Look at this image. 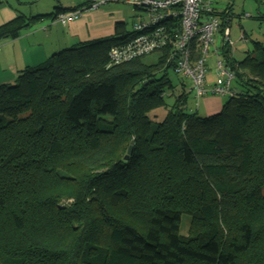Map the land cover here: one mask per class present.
Wrapping results in <instances>:
<instances>
[{"label": "trees", "instance_id": "1", "mask_svg": "<svg viewBox=\"0 0 264 264\" xmlns=\"http://www.w3.org/2000/svg\"><path fill=\"white\" fill-rule=\"evenodd\" d=\"M64 11L18 14L0 41ZM124 25L0 85V264H264V48L237 61L218 45L235 94L199 117L171 47L154 63H111ZM169 73L181 92L166 105Z\"/></svg>", "mask_w": 264, "mask_h": 264}, {"label": "built area", "instance_id": "2", "mask_svg": "<svg viewBox=\"0 0 264 264\" xmlns=\"http://www.w3.org/2000/svg\"><path fill=\"white\" fill-rule=\"evenodd\" d=\"M114 0H89L85 10H96ZM132 5L135 10L146 12V19L132 26L130 40L110 47L108 57L112 64L129 62L135 58L161 52L171 47L168 60L175 61V70L189 81V92L196 100L207 96L220 98L235 94L232 88L233 70L224 59L216 60V76L221 84L206 83L205 59L211 52L216 57L220 46L215 45L214 36L219 33L221 44L232 48L229 38V19L223 22L213 16L212 0H115ZM81 11L60 13L55 19L64 24L75 20ZM175 21V22H174ZM178 23L179 29L173 27ZM223 23V28L220 24ZM241 38L243 34H241ZM195 50V56L193 54ZM199 51L196 57V52ZM231 57V54L229 55Z\"/></svg>", "mask_w": 264, "mask_h": 264}, {"label": "crops", "instance_id": "3", "mask_svg": "<svg viewBox=\"0 0 264 264\" xmlns=\"http://www.w3.org/2000/svg\"><path fill=\"white\" fill-rule=\"evenodd\" d=\"M38 1L40 0H14V3H12V0H4V3L0 5V26L11 21L18 14L25 16L51 14L54 7H59L65 10L64 12L79 10L81 15L75 20L64 24L49 17L40 18L30 28L23 30L18 38L0 41V85L12 84L18 71L25 67L36 66L44 62L52 54L72 48L79 43L112 36L115 24H125L126 20L121 9L108 5L104 6L105 4L102 5L104 7L101 10L98 8L97 12L88 10L89 12L82 13L86 11V5L84 4L88 0H52L54 2L52 8L43 7L32 11L33 5L38 3ZM113 2L117 1L114 0ZM93 19L99 21L98 26L92 23ZM228 31L230 36V30L228 29ZM243 35L245 38V33ZM215 38L218 39V42ZM214 40L217 43L215 45L221 44L219 33L214 36ZM231 56L235 60L234 53H231ZM209 69L208 67V71ZM210 79L207 73V84H215ZM198 100L195 102L196 106H186V111L199 117H210L220 112L225 99L207 95L202 97L201 102V99ZM200 103L202 104L200 105ZM165 113V110H156L152 113L150 119L153 122H159L163 119Z\"/></svg>", "mask_w": 264, "mask_h": 264}, {"label": "rangeland", "instance_id": "4", "mask_svg": "<svg viewBox=\"0 0 264 264\" xmlns=\"http://www.w3.org/2000/svg\"><path fill=\"white\" fill-rule=\"evenodd\" d=\"M12 3H14V0H12ZM53 3L54 2L52 0H42V1L40 0L38 1V3L33 5L31 10L34 11L35 9H40L43 7H46L47 9L49 7L52 8L54 5ZM106 5L111 7H117L122 10L123 14L126 17L125 29L127 32L132 31L133 24L146 19V14H147L146 12L135 10V8L132 5L123 3L122 1H117V2L111 1L106 3L104 6ZM104 6L98 7L100 8L99 10H101ZM97 9L89 10V11L97 12ZM213 9H215L217 15H221L226 10H230L229 15L231 17H230V22L228 24V29L230 30L229 38L232 43L231 53L232 54L234 53L236 60L241 61L244 55L246 54V52L250 51L253 48L254 43H258L259 46L264 48V8H258L253 0H213ZM89 11L86 10L83 11L82 13ZM69 12L70 11H66L65 13H69ZM23 13L25 12L23 11ZM98 22L99 21L95 19H93L92 21V23L96 24V26H98L99 24ZM242 33L243 34L245 33V38H241ZM215 40H217L218 42L217 38H215ZM215 40L214 43L217 44ZM156 59H157V55L152 54L145 57L144 61L150 64L156 62ZM217 59L222 60L223 58L220 55L216 57L211 52L208 54V56L205 59V64L207 69L206 75L208 73V75L211 78L210 81L212 83L221 84V80L216 76V70H215ZM208 67L210 68L209 71H208ZM168 76L170 78L173 88L171 90L166 89L165 91L164 100L166 102V105H170L174 97L181 92V87L178 83L176 75H174L173 73H169ZM178 77L182 79L179 75ZM182 80L184 81V89L188 90L189 81L186 78ZM171 94L173 96H169ZM199 100L201 102L202 97L199 98ZM195 101L196 100L193 99V96L189 95L186 102V106H196ZM201 104L202 103H200V105ZM113 106H114L113 102L112 103L107 102L104 105V108L99 112L100 115L105 117L106 119L110 118L113 113ZM156 110H164V109H156ZM154 111L149 112L148 117H150ZM186 219L187 218L185 216L182 217L183 221ZM183 226L184 227L182 233H185L186 225L184 222H183Z\"/></svg>", "mask_w": 264, "mask_h": 264}, {"label": "water", "instance_id": "5", "mask_svg": "<svg viewBox=\"0 0 264 264\" xmlns=\"http://www.w3.org/2000/svg\"><path fill=\"white\" fill-rule=\"evenodd\" d=\"M132 142H130V145L128 146L127 148V151H126V156L124 157V159H126L128 157V155L131 153L132 151Z\"/></svg>", "mask_w": 264, "mask_h": 264}, {"label": "clouds", "instance_id": "6", "mask_svg": "<svg viewBox=\"0 0 264 264\" xmlns=\"http://www.w3.org/2000/svg\"><path fill=\"white\" fill-rule=\"evenodd\" d=\"M230 21V20H229Z\"/></svg>", "mask_w": 264, "mask_h": 264}]
</instances>
